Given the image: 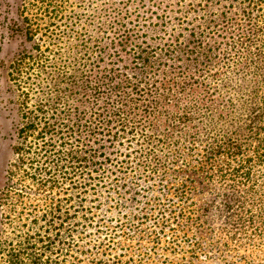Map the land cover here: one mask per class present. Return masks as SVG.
Here are the masks:
<instances>
[{"label":"rangeland","instance_id":"rangeland-1","mask_svg":"<svg viewBox=\"0 0 264 264\" xmlns=\"http://www.w3.org/2000/svg\"><path fill=\"white\" fill-rule=\"evenodd\" d=\"M92 1L54 0L49 7L44 0H0V264H30L32 253L37 257L35 264H75L73 244L79 224L90 233L88 219L93 215H107L111 226L120 221L125 233L133 217L141 220L140 231L123 243L128 248L125 260L264 264V164L256 163L258 152L264 153L260 152L264 151V131L259 128L242 133L225 116L218 122L234 142L243 145L245 157L254 162L246 167L255 165V174L250 169L252 175H240L233 164L227 167L222 162L212 167L201 162L199 151L171 163L166 181L131 173L113 180L109 174L102 175L101 182H91L96 186L83 188L79 186L86 182L78 174L71 147L57 136L41 134L40 103L58 90L52 84L56 79L52 69L68 66L80 42L95 37L90 26ZM156 2L144 0L143 11L156 12ZM227 6L226 1L218 2L209 11L219 14ZM156 23L153 17L147 27ZM107 27L96 36L102 44V38L109 37L104 33L109 32ZM149 31V37L155 35ZM228 44L225 36L210 41L219 59L234 55ZM95 45H87L88 51ZM120 58L124 64L131 62L127 56ZM194 90L193 94L178 90L181 102L174 103L173 98L171 102L184 111L201 94ZM96 101L94 95L86 97L79 110L96 109ZM258 102L264 108V89ZM160 105L165 104L161 102L158 111ZM165 110L170 115L174 112L175 118L179 115L173 106ZM27 114L40 118L35 129L29 128ZM165 117L159 121L161 126L172 125ZM187 131L194 133L191 127ZM236 131L238 135L233 134Z\"/></svg>","mask_w":264,"mask_h":264},{"label":"trees","instance_id":"trees-1","mask_svg":"<svg viewBox=\"0 0 264 264\" xmlns=\"http://www.w3.org/2000/svg\"><path fill=\"white\" fill-rule=\"evenodd\" d=\"M46 1L51 7L54 0ZM118 1H92L90 26L95 37L80 42L68 66L52 69V84L58 90L40 103L41 119L26 115L29 128L35 129L40 119L41 134L57 136L71 147L78 174L86 182L79 188L94 187L91 182H101L102 175L109 174L113 180L131 173L166 181L171 163L199 151L201 162L212 167L222 162L233 164L240 175H252L250 169L255 174V165L246 167L254 162L245 157L243 145L218 122L225 116L242 133L264 131V108L258 102L264 89V0H159L150 15L143 11L144 0H122L123 5ZM223 1L229 6L222 13L209 11ZM153 17L156 25L147 27ZM106 26L109 37L102 38V44L96 36ZM149 30L155 35L149 37ZM221 36L230 40L233 56L219 59L214 54L210 41ZM93 42L97 45L89 52L87 45ZM122 56L131 62L125 65ZM194 88L201 91L194 105L181 111L171 102H181L178 90L193 94ZM93 95L98 107L80 111L83 100ZM161 102L165 105L158 111ZM166 106L175 107L179 115L163 112ZM164 116L172 125L161 126ZM190 127L194 133L187 131ZM100 140L103 144L95 149ZM256 158L257 164H264V153ZM106 216L88 219L90 233L79 224L74 263L143 264L142 259H123L128 256L123 243L140 231L141 220L133 217L136 223L131 222L125 233V224L111 226ZM29 260L35 264L34 253Z\"/></svg>","mask_w":264,"mask_h":264}]
</instances>
